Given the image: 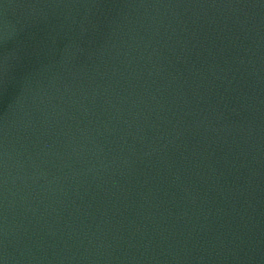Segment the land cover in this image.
<instances>
[{"label": "water", "instance_id": "95a60500", "mask_svg": "<svg viewBox=\"0 0 264 264\" xmlns=\"http://www.w3.org/2000/svg\"><path fill=\"white\" fill-rule=\"evenodd\" d=\"M0 264H264V0H0Z\"/></svg>", "mask_w": 264, "mask_h": 264}]
</instances>
